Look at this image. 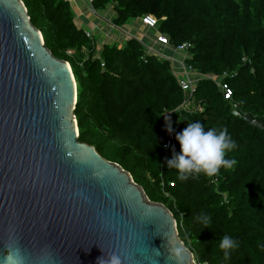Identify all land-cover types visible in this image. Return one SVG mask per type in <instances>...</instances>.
<instances>
[{"label":"trees","instance_id":"obj_1","mask_svg":"<svg viewBox=\"0 0 264 264\" xmlns=\"http://www.w3.org/2000/svg\"><path fill=\"white\" fill-rule=\"evenodd\" d=\"M22 1L45 46L70 64L80 141L118 163L150 200L173 213L198 264H264V129L243 118L250 114L264 123V0H89L95 11H114L113 26L152 14L151 28L167 49L187 45L184 62L200 76L194 111L176 110L186 96L177 69L139 38L97 49V34L76 26L69 0ZM165 112L172 114L171 133ZM197 120L206 129L227 127L236 142L228 157L237 163L213 177L181 181L165 162L179 152L176 133ZM201 211L211 214L208 228L196 221ZM224 234L239 241L227 259L218 247Z\"/></svg>","mask_w":264,"mask_h":264},{"label":"water","instance_id":"obj_2","mask_svg":"<svg viewBox=\"0 0 264 264\" xmlns=\"http://www.w3.org/2000/svg\"><path fill=\"white\" fill-rule=\"evenodd\" d=\"M75 104L70 64L0 0V264H198L173 213L80 141Z\"/></svg>","mask_w":264,"mask_h":264},{"label":"clouds","instance_id":"obj_3","mask_svg":"<svg viewBox=\"0 0 264 264\" xmlns=\"http://www.w3.org/2000/svg\"><path fill=\"white\" fill-rule=\"evenodd\" d=\"M199 78L197 76V79ZM165 129L169 133L173 131L168 117H165ZM175 139L179 144V152H174L165 164L166 167L177 170V178L181 181L200 174L213 177L219 173L221 167L231 169L237 163L234 157H228V153L236 148V142L226 126L206 129L198 120L188 122L185 128L176 133ZM196 221L203 226L202 228H208L211 214L201 211ZM218 247L222 250L223 257L227 259L230 252L239 247V241L229 234H224L218 241ZM16 258L18 257L14 252L7 257L9 260ZM101 260L102 258H98L97 264ZM110 264H119V257H111Z\"/></svg>","mask_w":264,"mask_h":264},{"label":"crops","instance_id":"obj_4","mask_svg":"<svg viewBox=\"0 0 264 264\" xmlns=\"http://www.w3.org/2000/svg\"><path fill=\"white\" fill-rule=\"evenodd\" d=\"M69 1L75 12L74 22L76 26L81 27L88 32L93 31L95 32V34H97L98 44H99V46L97 45V49H100L101 45L104 42L110 43V42L116 41L120 44L129 36H137L139 40H141L146 45L147 50H149V48L151 49V47L154 49L155 45L162 46L164 50L167 49V47H165L164 44L156 42L157 41L156 36L158 35V33H156L155 36H151V37H148L145 35L144 33L145 29L146 28L149 29L150 27H147L146 25L142 24L139 18H136L135 20H133L131 24H124L122 27H116V26H113L112 23L110 22L111 17L114 14V11L112 9L104 10L103 12H105V14L99 15L97 11L91 8L87 0H69ZM91 9H92V12H91ZM136 21L138 22L136 23ZM101 22H104V24L106 25V27L109 28V30L101 31L102 28H98L102 26ZM133 30H136L137 33H132ZM139 33L142 36L139 35ZM103 34L107 36L106 40L103 39L102 37ZM168 56L169 55H167V57ZM177 66H178V62H177Z\"/></svg>","mask_w":264,"mask_h":264},{"label":"built area","instance_id":"obj_5","mask_svg":"<svg viewBox=\"0 0 264 264\" xmlns=\"http://www.w3.org/2000/svg\"><path fill=\"white\" fill-rule=\"evenodd\" d=\"M141 23H143L147 27L151 28L155 25L156 18L152 14H147V15H144L141 17ZM156 39L158 42H161L163 44L165 43V38L159 34L156 36ZM186 46H187L186 44H182L176 50L182 51ZM181 62H182V65L178 64V66H177L176 76H177V79L179 81L180 87L182 88V90L184 91L186 96H185L184 100L178 105L176 110L194 111L197 109V106L194 104V101L192 100V93H193L195 86H194L193 80L190 76L191 75V69H190V67L187 66V64H185L184 60H182ZM198 77H200V76H198ZM205 77L210 78L212 80L217 79V75H215V74H207ZM220 86L226 90L224 93L225 97H229L230 91L228 90L226 85L220 84ZM233 114L237 115L238 112L233 111ZM165 117L169 118L170 123L172 122V114L170 112L164 113V123H165Z\"/></svg>","mask_w":264,"mask_h":264},{"label":"rangeland","instance_id":"obj_6","mask_svg":"<svg viewBox=\"0 0 264 264\" xmlns=\"http://www.w3.org/2000/svg\"><path fill=\"white\" fill-rule=\"evenodd\" d=\"M88 1V4L90 3V1L89 0H87ZM90 5V4H89ZM91 12H92V9H91ZM97 13L100 15V14H105V12H103V11H97ZM96 21V20H95ZM97 22V21H96ZM138 21H136V23H137ZM102 23V26H100V27H98V28H102L101 29V31L103 30V31H107V30H109V28L108 27H106V25L104 24V22H101ZM116 31H118V30H116ZM105 33V32H104ZM132 33H137L136 32V30H133V32ZM142 33H143V31H142ZM145 35L146 36H148V37H151V36H155L156 35V31L155 30H153V28H146L145 29ZM139 35H141L140 33H139ZM142 36V35H141ZM102 37H103V39L104 40H106V38H107V36L105 35V34H103L102 35ZM135 37H137V36H135ZM138 38V37H137ZM157 42V41H156ZM98 46H99V44H97ZM149 50H151V51H154L155 53H158V54H161L162 56H167V55H169L168 56V58L170 59V61H171V64L174 66V68L175 69H177V62H178V64H180V65H182V60H184V58H185V53L184 52H181V51H173V50H170V49H166V50H164V48H162V46H159V45H155L154 46V49L151 47V49L149 48ZM181 62V63H180ZM174 63V64H173ZM176 63V64H175ZM193 79V82H195V81H197L198 79H197V76L196 75H194V74H191L190 75Z\"/></svg>","mask_w":264,"mask_h":264}]
</instances>
